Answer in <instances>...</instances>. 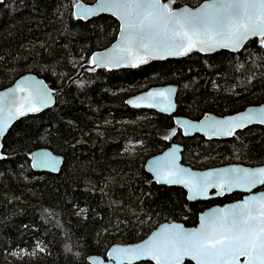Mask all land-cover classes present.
I'll list each match as a JSON object with an SVG mask.
<instances>
[{"label":"trees","instance_id":"16d2710c","mask_svg":"<svg viewBox=\"0 0 264 264\" xmlns=\"http://www.w3.org/2000/svg\"><path fill=\"white\" fill-rule=\"evenodd\" d=\"M77 1L97 0L0 4V90L34 73L57 92L52 108L16 122L3 141L7 158L0 161V264H90L89 256L105 257L115 244L141 241L162 222L195 226L207 208L242 198L233 193L189 201L183 188L155 182L145 163L173 140L183 145V164L194 169L264 165L262 125L225 140L184 137L180 130L170 139L174 116L111 100L121 91L133 95L175 84L177 115L193 120L262 105V39L238 53L193 54L135 70L81 72L94 52L115 41L119 23L109 15L76 19ZM164 1L173 9L205 0ZM76 57L83 58L80 68ZM41 147L63 156L58 173L33 171L31 153Z\"/></svg>","mask_w":264,"mask_h":264},{"label":"water","instance_id":"95a60500","mask_svg":"<svg viewBox=\"0 0 264 264\" xmlns=\"http://www.w3.org/2000/svg\"><path fill=\"white\" fill-rule=\"evenodd\" d=\"M4 0H0L2 4ZM160 4L167 6L168 10L178 16L187 15L189 17L199 15L205 11V6L218 2V0H205L198 6L183 5L171 9L164 1L159 0ZM102 0H97L92 4L78 1L73 6L74 17L78 20L89 21L103 15H109L119 23V33L115 41L106 49L94 52L88 63L82 66L81 72L85 69H98L107 72H117L121 70H135L150 65L154 62H164L173 59L187 58L193 54L214 55L219 52L238 53L242 51L248 43L256 39L263 40L259 36H252L244 40L238 48L212 47L195 44L191 50L181 55L169 54V49L161 46L158 50L146 52L138 45H134L131 53L121 52L125 43V36L122 34L123 21L112 11L100 10ZM90 10V11H86ZM185 31H189L186 27ZM197 39V38H193ZM123 56L124 59L118 60ZM95 60V62H93ZM80 72V73H81ZM178 86L175 84L153 86L143 92L129 95L125 98V103L135 110L155 111L162 115L174 116L175 124L181 128L185 137L196 135L203 136L207 140H225L231 138L236 132L244 130L250 126H264V104L249 106L241 112L219 117L208 114L199 120H193L184 116L177 115V94ZM163 93V95H157ZM42 97L47 98V102H42ZM57 92L42 77L34 73H27L18 78L12 85L0 90V121L5 122L3 135H0V161L7 158L4 152V139L13 125L19 120L28 116L41 114L52 108L56 104ZM29 108L38 110L29 111ZM23 112V115L20 113ZM250 119H247L249 118ZM229 122V123H223ZM242 125V126H238ZM172 137V136H171ZM183 146L173 143L171 147L147 159L145 163L146 171L152 176L155 182L165 186H177L187 192L189 201H209L233 193H242L240 200L215 205L207 208L199 214L198 223L195 226H185L178 221H165L159 224L143 240L129 244L113 245L106 256L91 255L88 257L90 264H135L150 261L157 264L151 256H139L136 253H124L123 249H139L148 244L158 235L167 236L172 232L191 233L199 231L209 222L217 219L222 213L232 210L237 205L248 203V207L257 211L259 204L250 203L264 200V184H250L245 179L247 173L258 172L264 169V165L245 166L242 164H228L225 166L212 167L207 169H194L182 162ZM32 169L39 173H58L64 163L62 155L54 153L47 147L37 148L32 151ZM47 162V163H42ZM179 179L183 183H167L166 180ZM248 258L241 256L237 264H245ZM187 261L197 264L189 256H185L182 264Z\"/></svg>","mask_w":264,"mask_h":264},{"label":"snow or ice","instance_id":"6c2138e0","mask_svg":"<svg viewBox=\"0 0 264 264\" xmlns=\"http://www.w3.org/2000/svg\"><path fill=\"white\" fill-rule=\"evenodd\" d=\"M100 10L112 11L123 21V53H131L138 45L146 52L163 46L170 50L169 54L181 55L197 43L209 48H238L249 37L264 38V0H218L191 17L178 16L159 0H102ZM186 27L189 31H185ZM42 102L46 103L47 98L42 97ZM34 110L38 109L29 108ZM4 128L5 122L0 121V135ZM245 179L250 184H264V169L247 173ZM166 182L183 183L179 179ZM248 203L225 211L199 231L158 235L139 249L121 251L151 256L157 264H182L185 256L197 264H237L241 256L248 258L245 264H264V200L250 202L259 204L257 211Z\"/></svg>","mask_w":264,"mask_h":264},{"label":"rangeland","instance_id":"374dc122","mask_svg":"<svg viewBox=\"0 0 264 264\" xmlns=\"http://www.w3.org/2000/svg\"><path fill=\"white\" fill-rule=\"evenodd\" d=\"M77 2H78V1H77ZM77 2H76V3H77ZM76 3H75V4H76ZM73 6H74V5H73ZM80 63H81V64L83 63V58H81V57H76V59H75V65L79 66ZM79 68H80V66H79ZM211 92H212L213 96H215V94H214L215 91H214V90H211ZM129 95H131L130 92H128V91H121V92H118V93L112 95L111 100H118V99H124V100H125V98H126L127 96H129ZM127 148H128V151L133 152L134 145H133V144H129ZM203 169H207V168H203ZM21 254H22V253H21Z\"/></svg>","mask_w":264,"mask_h":264},{"label":"flooded vegetation","instance_id":"af4514ba","mask_svg":"<svg viewBox=\"0 0 264 264\" xmlns=\"http://www.w3.org/2000/svg\"><path fill=\"white\" fill-rule=\"evenodd\" d=\"M201 119H202V118H201ZM175 125H176V124H175ZM178 130H180V131L182 132V135H183V131H182V129H181V128H178V127L176 126V128H175V129L173 130V132H172V135H171L172 138H170L171 136H170L169 138H170V139H173V138L175 137L176 132H177ZM183 136H184V135H183ZM184 137H185V136H184ZM171 141H172V140H171ZM173 143L181 144V143H179V142L176 141V140H173L172 143H171V145H172ZM181 145H182V144H181ZM182 146H183V145H182ZM170 147H171V146H170ZM170 147H169V148H170ZM169 148H168V149H169ZM182 153H183V152H182ZM217 167H218V166H217ZM241 194H242V193H241ZM242 197H243V196H242ZM241 199H242V198H241Z\"/></svg>","mask_w":264,"mask_h":264}]
</instances>
